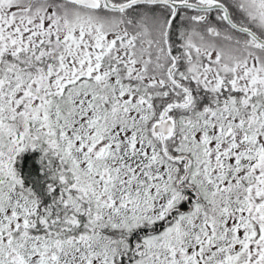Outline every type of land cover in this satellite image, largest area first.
I'll use <instances>...</instances> for the list:
<instances>
[{
	"label": "snow or ice",
	"instance_id": "snow-or-ice-1",
	"mask_svg": "<svg viewBox=\"0 0 264 264\" xmlns=\"http://www.w3.org/2000/svg\"><path fill=\"white\" fill-rule=\"evenodd\" d=\"M0 264H264V0H0Z\"/></svg>",
	"mask_w": 264,
	"mask_h": 264
}]
</instances>
